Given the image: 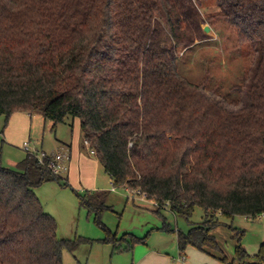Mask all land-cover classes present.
Masks as SVG:
<instances>
[{
	"label": "trees",
	"instance_id": "16d2710c",
	"mask_svg": "<svg viewBox=\"0 0 264 264\" xmlns=\"http://www.w3.org/2000/svg\"><path fill=\"white\" fill-rule=\"evenodd\" d=\"M212 1L218 12L205 17L198 0H0V114L7 125L16 112L40 113L53 129L79 119L115 187L139 189L157 213L169 207L189 220L202 208V223L178 231L177 242L216 254L220 217L264 213V0ZM215 18L257 45L238 110L178 70V50L204 40ZM62 180L29 152L16 169L0 165V264H63V250L84 242L58 237L35 191ZM73 190L104 226L108 193ZM228 226L235 257L220 260L246 264L244 231ZM126 236L114 240L127 252L144 241ZM253 264H264V243Z\"/></svg>",
	"mask_w": 264,
	"mask_h": 264
},
{
	"label": "rangeland",
	"instance_id": "374dc122",
	"mask_svg": "<svg viewBox=\"0 0 264 264\" xmlns=\"http://www.w3.org/2000/svg\"><path fill=\"white\" fill-rule=\"evenodd\" d=\"M198 1L203 16L218 12L212 0ZM205 26H210L211 30L205 33L207 37L204 40L197 41L196 46L188 51L178 50V70L189 81L204 85L205 93L220 101L226 108L238 110L248 102L245 93L248 89L246 79L257 63V45L241 44L236 29L222 18L206 21L203 29ZM238 87H243L244 92L240 93ZM9 123L10 120L6 125V116L0 114V165L16 169L17 164L25 159L27 151L18 146V139H12V143H9L2 133ZM72 124V118L60 124L57 135L53 122L37 113L31 122L30 149L43 148L51 153L60 148V143H70ZM77 127L75 125V133ZM21 140L23 142L25 139ZM76 169L75 166L74 183L69 181L71 187L64 186L68 182L65 172L62 174V183L49 181L35 190L44 210L56 219L58 237L84 239L75 252L67 248L63 250V264H133V251L127 252L126 241L122 245H115L114 238L119 240L125 234L130 240L131 236H135L149 241L159 252L174 256L177 250V232H188L192 226L202 223L205 217V212L200 207L195 209L189 220L176 216L169 207L157 213V206L141 201L144 198L138 194L134 196L130 189L109 185L108 175L101 164L100 184L106 186L102 190L108 193L107 204L112 207L102 213V226L97 223L93 212L79 204L73 188L81 194L85 193V189H79V171ZM220 220L223 224L214 228L212 233L217 236L224 250L229 251V246L233 243V231L226 224H230L232 220L226 217H220ZM143 242H139V245H143Z\"/></svg>",
	"mask_w": 264,
	"mask_h": 264
},
{
	"label": "crops",
	"instance_id": "0c3cea01",
	"mask_svg": "<svg viewBox=\"0 0 264 264\" xmlns=\"http://www.w3.org/2000/svg\"><path fill=\"white\" fill-rule=\"evenodd\" d=\"M36 114H27L22 112L14 113L10 118V123L7 128L2 131L3 134L6 135L9 143H12V139H18V146L23 147V143L27 140L31 141V122L32 117ZM64 124V123H62ZM60 125V124H59ZM59 125L54 129L57 132V135L60 132ZM75 125L76 128L75 133ZM72 135L70 143L62 142L60 143V148L58 150H54L51 153L61 152L66 150L67 148L70 151V161H69V171L66 172L67 180L73 182V168L77 167L79 171L78 180H79V189H85V191L90 192H105L102 190L104 185L100 184L99 179V168L101 163L98 159H95V155H92L89 149L84 144V138L81 133L80 121L79 119H75L72 124ZM27 138V139H26ZM21 139L23 142H21ZM64 139H66L64 137ZM83 145H82V144ZM43 150V148L41 149ZM76 169V171H77ZM64 174V173H63ZM107 174V173H106ZM62 175V174H61ZM108 175V174H107ZM109 185L112 184L114 186L113 179L108 175ZM71 185V184H70ZM106 187V186H104ZM127 188V187H125ZM128 189V188H127ZM141 201L148 203L149 205H153L151 200L141 199ZM156 210V209H155ZM230 224H226V226L231 225L234 228H238L244 231L242 236V244L244 248L248 251V253L252 256L248 260H246V264H253L255 261V256L258 254L261 245L264 243V219H251L246 216H236L231 219ZM229 227V226H228ZM231 229V228H230ZM233 231V229H231ZM215 235V234H214ZM235 232L233 231V243L229 246V251L224 250L221 243V252L220 253H208L197 248L188 246L184 251L180 250V247L177 242V250L173 255L161 253L158 248L150 244L149 241H144L143 245L136 244L133 249V264H167L169 261L174 260L175 264H225L220 260V257L226 256L228 259L233 260L235 257V247L237 244V240L234 239ZM216 236V235H215ZM217 238V236H216ZM218 239V238H217ZM139 249V251H138ZM226 251L231 254L228 255ZM139 253V255L137 254ZM183 253L186 256V261H180L178 258L180 254Z\"/></svg>",
	"mask_w": 264,
	"mask_h": 264
},
{
	"label": "built area",
	"instance_id": "2783aa9c",
	"mask_svg": "<svg viewBox=\"0 0 264 264\" xmlns=\"http://www.w3.org/2000/svg\"><path fill=\"white\" fill-rule=\"evenodd\" d=\"M31 141L27 140L23 143V148L29 152L30 154H35L36 157L39 160V163L42 165H47V167L56 175H61L65 172L69 171V161H70V151L67 148L66 150H63L61 152H55V153H48L45 150H32L30 149ZM84 144L89 149L90 153L92 155H96V151L91 148V143L89 140L85 139ZM129 189V188H128ZM135 196L136 194L140 195L142 198L146 200L148 199L147 195L145 193H142L139 189H130ZM154 206H157V202L154 200H151ZM258 219H264V213H261L258 216ZM180 261L185 262L186 256L185 254L181 253L179 258ZM167 264H175L174 260L169 261Z\"/></svg>",
	"mask_w": 264,
	"mask_h": 264
},
{
	"label": "water",
	"instance_id": "95a60500",
	"mask_svg": "<svg viewBox=\"0 0 264 264\" xmlns=\"http://www.w3.org/2000/svg\"><path fill=\"white\" fill-rule=\"evenodd\" d=\"M210 30H211V27L210 26H205L204 27V32L205 33H208Z\"/></svg>",
	"mask_w": 264,
	"mask_h": 264
}]
</instances>
